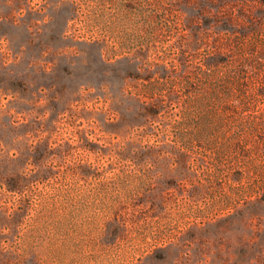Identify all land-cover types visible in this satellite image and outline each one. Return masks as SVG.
Instances as JSON below:
<instances>
[{"label":"trees","instance_id":"16d2710c","mask_svg":"<svg viewBox=\"0 0 264 264\" xmlns=\"http://www.w3.org/2000/svg\"><path fill=\"white\" fill-rule=\"evenodd\" d=\"M14 3L18 5L20 1ZM93 3L100 14L107 11L102 0ZM149 3L158 8L164 0ZM176 5L183 15L184 29L192 32L179 48L175 67L159 59L147 62L145 51L125 52L100 37L88 42L92 48L89 59L79 48L73 51L75 58L70 65L77 61L84 70L71 73V85L63 86L64 90L57 95L49 92L41 107L37 91L44 88L54 91L51 85L26 83L21 76L8 78L9 90L18 88L12 92L17 93L13 107L22 118L11 119L10 113H5L8 117L5 148L12 153L7 162L17 165L0 179L7 193L21 194L33 183L62 177L59 186L43 196L47 207H54L57 201L60 208L84 213V209L95 208L92 195L100 191L94 187L89 193L85 182L96 180L102 166L111 176L121 178L118 190L126 198L153 199L161 205L163 188L148 191L149 182L144 179L136 182L134 171H116L112 165L150 161L161 166L169 158L184 160L200 149L204 150L201 158L231 165L230 178L236 186L246 179L245 212L258 213L263 204L252 198L250 192L256 187L264 192L263 184L253 183L257 177L264 179V0H180ZM121 10L148 19L153 15L131 4L123 5ZM212 24L218 32H201ZM151 28L157 31L158 26L154 23ZM160 29L172 30L167 20ZM29 34L26 42L34 44L36 37ZM57 39L62 41L65 37L61 34ZM72 40L73 47L81 43ZM188 50L192 53L188 54ZM24 52L20 50L21 57L16 63L26 58V66L30 68H35L40 59L43 60L42 67L38 66L40 70H45L58 56L69 61L58 51L52 52L53 59L48 57L51 52L22 57ZM4 68L5 64L0 63V69ZM4 81L5 76L0 74L2 90ZM179 92H184V96L179 97ZM67 98L64 110H71L73 116L81 117L71 106L76 100L90 101V107L83 109L90 117L96 108L100 109V117L94 116L92 121L98 122L102 137H91V132L75 123L71 136H62L58 106ZM171 102H177L178 109L166 116L165 105ZM131 126L135 127L132 131ZM162 131L165 136L158 142L156 133ZM73 154L77 157L71 159ZM104 157L110 168L101 163ZM60 162H65V166L59 174ZM148 172L142 175L148 177ZM125 204L126 200L119 202L113 221L109 219L105 224L112 229L109 239L120 237L128 223L138 222V215L126 210ZM22 207H26L24 203ZM16 221L15 217L9 220ZM66 224L65 218L57 214L41 219L39 234L45 241L43 244L62 240ZM262 232L261 240L256 241L258 247H262Z\"/></svg>","mask_w":264,"mask_h":264},{"label":"rangeland","instance_id":"374dc122","mask_svg":"<svg viewBox=\"0 0 264 264\" xmlns=\"http://www.w3.org/2000/svg\"><path fill=\"white\" fill-rule=\"evenodd\" d=\"M14 1L0 0V63L5 64V70L0 69V74L5 76L2 83L5 90L0 89V179L17 166L7 162L12 153H7L5 148V122L8 120L5 113L9 112L11 119L22 118L13 107L17 93L12 92H17L18 88L9 90L10 76H21L26 83L51 85L54 91L47 88L37 91L41 107L49 92L57 95L64 90L63 86L71 85V73L84 70L77 61L70 65L75 58L73 51L79 48L89 59L92 48L88 42L93 39L104 38L125 52L143 50L147 62L159 59L175 67L179 48L192 32L184 29V18L176 5L180 0H164L158 8L149 3L150 0H102L103 9L107 10L103 14L95 10L97 6L93 2L97 0H19L18 5ZM127 4L152 12V18L125 14L121 7ZM166 20L171 25L170 32L160 29ZM154 23L157 31L151 28ZM28 32L29 36L36 37L34 44L26 42ZM201 32L218 31L212 24ZM61 34L65 39L59 41L57 38ZM72 39L81 43L73 47L75 41ZM20 50H25L22 57L51 52L48 57L52 59V52L58 51L69 61L58 56L45 70H40L43 65L40 59L35 68H30L26 66V58L16 63L21 57ZM15 55L18 56L16 60ZM179 93V97L184 96V92ZM66 101L68 98L58 106L62 136H71L75 123L91 132V137H102L98 122L92 121L94 116L100 117V109L96 108L90 117L83 111L90 107V101L76 100L71 106L81 117L73 116L71 110H64ZM177 109V102L167 103L163 114L173 115ZM134 128L131 126L129 130ZM156 134L161 142L165 133ZM200 154H204V150H195L184 160L169 158L161 166L150 161L112 165L116 171H134L136 182L143 179L149 182L148 191L163 188L164 203L161 205L153 199L126 198L118 190L121 178L111 176L102 166L96 180L85 182V190L89 193L94 187L100 191L92 195L95 208L84 209V213L75 212L74 208H60L57 201V207H47L43 196L57 188L62 177L33 183L21 194L7 193L0 185V264H264V239L260 242L262 247L256 244L264 230V192L257 187L250 192L263 207L254 215L245 212L246 179L236 186L230 178L231 165L216 164L211 158H201ZM76 157L71 155V159ZM101 163L110 168L106 165V157ZM64 166L65 162H60L59 174ZM145 171H149L148 177L142 175ZM253 183L264 186V179L257 177ZM123 200H126L123 207L136 213L138 222L128 223L120 237L109 239L112 229L105 224L109 219L113 221L115 207ZM55 214L66 220L62 228L64 238L56 244H43L45 241L39 234L41 219ZM14 217L17 221L10 223Z\"/></svg>","mask_w":264,"mask_h":264}]
</instances>
